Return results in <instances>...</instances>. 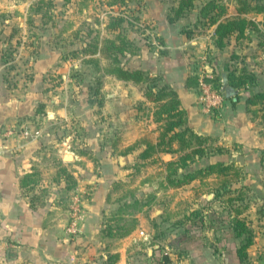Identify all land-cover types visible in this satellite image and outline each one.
<instances>
[{
	"label": "crops",
	"instance_id": "0c3cea01",
	"mask_svg": "<svg viewBox=\"0 0 264 264\" xmlns=\"http://www.w3.org/2000/svg\"><path fill=\"white\" fill-rule=\"evenodd\" d=\"M159 9L164 21L157 30L165 46L163 53L153 59L149 74L160 76L161 83L177 93L186 114V126L197 135L214 139L215 146L231 149L229 160L217 161L240 168L246 175L240 186L259 196V202L250 201L240 217L249 233L237 235L232 225L233 212L224 210L223 203L213 200L212 193H203L206 182L193 181L180 188H168L163 183V189L158 190L155 178L149 175L150 169L146 168L148 172L144 173L135 164L120 167L105 161L102 169L95 171L85 158L74 156L67 163L72 166L67 170L75 184L69 189L65 176L59 173L60 162H54L56 154L46 153L42 148L52 142L42 128L28 138L6 136L2 129L16 119L27 120L36 103L42 100L41 92L31 86L23 101L12 100V95L6 94L0 84V264H264V162H261L264 127L246 111L248 96L263 89L255 85L240 89L237 99H224L216 114H205L197 101V90L187 85L192 76L191 55L201 53L203 42L199 38L187 40L181 30L182 20L169 23L168 8ZM252 20L264 33V16L256 15ZM253 34L247 31L246 38H252ZM263 58L262 55L255 68L260 70L253 71L257 78L264 77ZM219 60L203 67L210 77L214 75L211 65L225 68L228 74L227 68L231 69L230 65L235 63L229 60V66L220 65ZM140 98L143 107L150 106ZM123 120L122 117L119 123ZM152 127L157 126L152 123ZM157 136L158 132H154L152 140ZM113 140L116 143L111 146L109 157L118 149L125 153L124 157L132 152L137 158L143 147L129 150L141 140L137 133H121ZM178 156L159 153L152 159L166 163ZM132 172L139 176L131 180L133 176L127 174ZM182 172L186 170H179ZM124 186L133 195L113 199ZM75 192L84 198L85 213L80 235L72 238L65 228L69 200ZM124 204L129 211L122 217L135 219V225L123 234L115 229L107 231L108 225L113 226L109 219L115 217L112 213ZM248 236L251 244L241 251Z\"/></svg>",
	"mask_w": 264,
	"mask_h": 264
},
{
	"label": "rangeland",
	"instance_id": "374dc122",
	"mask_svg": "<svg viewBox=\"0 0 264 264\" xmlns=\"http://www.w3.org/2000/svg\"><path fill=\"white\" fill-rule=\"evenodd\" d=\"M39 1L0 0V84L6 94L12 95V100L17 98L23 101L31 86L38 89L42 96L27 120L16 119L13 124L3 126L2 129L18 132L26 127L30 136L42 128L49 139L52 137V142H47L42 148L46 153L58 155L53 158L56 159L54 162H60L59 170L64 168L68 172L67 169L72 166L67 163L74 156L85 158L95 171L101 170L105 161H112V165L120 166L118 159L122 157L125 167L135 164L143 168L144 173L149 168V175L155 178L158 190L163 189L166 168L160 159H150L140 164L143 161L134 158L132 152L130 156L127 157L126 154L124 157L118 149L109 157L114 143L112 141L121 133H137L141 138L151 139L153 133L158 131L150 121L151 105L143 107L139 86L104 73L107 63L100 59L98 52L92 51L96 45L99 48L98 43L102 37H115L119 34L133 46L132 54L125 53L120 57L121 65L130 70H141L149 76L153 59L163 53L165 46L157 30L164 21L163 18L160 19L159 8L167 7L169 13L178 0H72L65 6H62L60 0H54L48 7L46 2L41 5ZM208 1L210 0L195 1L191 12L176 21L182 20L181 30L187 40L199 38L203 42L201 53L191 55V77L198 79L205 72V62L209 65L216 64L217 59H220V65L228 66V61L234 60L235 63L228 70H238V67L239 70L251 72L260 70V67L255 68L259 66V58L264 56V33L258 31L252 38L239 40L231 37L224 48L218 49L215 46L214 28L209 25L208 17H200V10ZM218 3L224 6V17H231L235 12L234 0H218ZM111 17L123 19L120 28L114 31L106 29ZM215 67L217 82H221L219 66ZM150 77L156 78L157 84L164 85L160 76ZM259 77H256L255 87L261 86L264 90V77ZM122 117L123 123H119ZM210 148L217 149L214 144ZM222 149L225 154L208 150L207 156L194 159L184 168L185 173H193L213 160H229L228 152L231 149ZM133 173L127 174L129 177L133 176L131 180L139 176ZM240 177L242 180L246 177L243 171H240ZM240 183L237 187H244ZM205 187L208 188V185ZM206 188H202L203 193L209 192ZM244 188V203L258 200L259 196L251 194V189L248 192L249 189ZM120 190L119 196L112 197L116 201L132 194L126 186ZM187 205L190 207L191 203ZM128 211L129 207L121 205L112 213L115 217L109 218L113 223V226H107L110 228L109 232L115 229L123 234L135 225V219L122 217ZM196 216L197 213L194 217ZM118 224L120 231L116 228Z\"/></svg>",
	"mask_w": 264,
	"mask_h": 264
},
{
	"label": "trees",
	"instance_id": "16d2710c",
	"mask_svg": "<svg viewBox=\"0 0 264 264\" xmlns=\"http://www.w3.org/2000/svg\"><path fill=\"white\" fill-rule=\"evenodd\" d=\"M60 1L62 6H65L70 4L72 0ZM195 1L198 0H178L177 5L170 8L167 14V21L173 23L189 14ZM45 2L48 7L52 5L54 0L39 1L41 5ZM234 2L236 14L231 17H224V6L219 5L218 0L208 1L200 10L201 19L208 17L209 25L214 28L215 46L218 49L224 48L226 41L231 37L239 40L240 38H246L247 31L254 33L259 31L258 25L252 20V17L256 15L264 16V0H234ZM122 22L123 19L120 17H111L106 29L114 31L120 28ZM262 25L264 27V22ZM98 45L99 48L96 45L92 52H98L100 59L105 60L107 63V68L103 72L114 76L120 81L138 85L141 96L151 105V121L157 126L158 136L155 141L152 140V137L151 139L147 137L141 138L140 141H137L129 148V150H133L143 146L136 159L146 161L159 153L179 154L174 161L161 162L166 168L164 173L166 187L180 188L193 181L206 182L209 186V193L213 194V200L223 203L224 210L233 212L232 225L237 235L248 234L249 231L245 227V221L240 218L243 217L244 210L248 208V203H244L246 195L243 193V189L245 188L236 187L242 180V177H240L241 169L234 164L218 161L209 163L193 173H179V170L183 171L188 166L187 164L193 162L194 159L207 156L208 150H211L210 152L215 151L218 154H225L226 152L218 146H215L217 149H211V145L215 143L214 139L197 135L186 126V114L180 107L178 95L175 91L165 84L162 86L157 84V79L151 78L150 74L148 76L141 70H130L121 65L120 57L125 53L132 54L133 46L130 41L117 34L115 37H102ZM211 67L215 77L212 76L208 81L212 82L216 88H219L221 84L220 81L217 82L216 67L214 65H211ZM227 79L230 87L240 90L246 87H253L256 75L254 72L245 69H234L228 70ZM187 85L196 89L198 79L188 78ZM237 97L234 99H237ZM246 111L250 114L253 121H258L264 127V90L248 96L246 99ZM114 145L115 143L112 144L113 147ZM124 154L121 153L123 156ZM261 162H264V150L261 153ZM59 173L65 176L69 183V189L75 186L72 176L66 169H60ZM27 177L25 176V178ZM250 244L251 239L248 236L241 251L245 250ZM240 255L244 257L245 253Z\"/></svg>",
	"mask_w": 264,
	"mask_h": 264
},
{
	"label": "built area",
	"instance_id": "2783aa9c",
	"mask_svg": "<svg viewBox=\"0 0 264 264\" xmlns=\"http://www.w3.org/2000/svg\"><path fill=\"white\" fill-rule=\"evenodd\" d=\"M206 55V54H205ZM203 55V59L206 57ZM204 63V62H203ZM208 63L205 62L203 67H207ZM205 70V69H204ZM204 74L199 75L198 85H197V101L200 104L202 111L205 114L214 115L216 114L224 102L223 97L220 94V89L216 88L214 84L210 81L211 77L203 72ZM4 134L6 136L19 135L23 138H28L29 132L26 127L19 130L18 132L13 129H5ZM84 198H82L81 193L75 192L69 200L68 207V222L65 228V232L69 237H77L80 234V225L84 217Z\"/></svg>",
	"mask_w": 264,
	"mask_h": 264
},
{
	"label": "water",
	"instance_id": "95a60500",
	"mask_svg": "<svg viewBox=\"0 0 264 264\" xmlns=\"http://www.w3.org/2000/svg\"><path fill=\"white\" fill-rule=\"evenodd\" d=\"M219 71H220V80H221V82H220L221 87H220L219 91H220L221 96L225 100L234 99L239 93L238 89L230 87V85L228 83V79H227V73L223 67H219ZM123 160L124 159L122 157H120L118 159V163L120 166L124 165L125 161H123ZM210 197H211V195L209 196V198Z\"/></svg>",
	"mask_w": 264,
	"mask_h": 264
}]
</instances>
